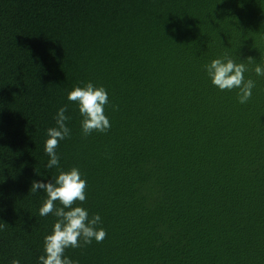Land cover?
I'll list each match as a JSON object with an SVG mask.
<instances>
[{
    "label": "trees",
    "instance_id": "trees-1",
    "mask_svg": "<svg viewBox=\"0 0 264 264\" xmlns=\"http://www.w3.org/2000/svg\"><path fill=\"white\" fill-rule=\"evenodd\" d=\"M224 55L264 64V0H0V264L43 254L56 217L31 184L58 173L44 145L63 105L59 168H79L107 233L67 257L264 264V77L248 64L240 104L204 70ZM88 81L111 127L85 138L67 93Z\"/></svg>",
    "mask_w": 264,
    "mask_h": 264
},
{
    "label": "clouds",
    "instance_id": "clouds-1",
    "mask_svg": "<svg viewBox=\"0 0 264 264\" xmlns=\"http://www.w3.org/2000/svg\"><path fill=\"white\" fill-rule=\"evenodd\" d=\"M248 64H254L257 76L264 77V64H255L252 57L243 61L231 58L228 55L212 59L204 66V70L211 83L221 91L238 89L237 99L240 104H246L252 98L255 81L246 79L245 73L249 71ZM67 99L78 106L82 117L81 131L83 137L93 132L106 133L111 122L105 114V106L109 105V97L102 85L92 82H83L82 86H74L67 93ZM115 108L116 106L113 105ZM67 105L61 106L55 116L54 127L47 129L44 151L49 157L46 168H57V175L48 182L35 180L31 184V193L35 195L41 190L46 193L39 208L40 216L52 214L56 217L52 231L43 239V254L38 257L39 264H78V261L65 255L68 248H84L95 240L102 243L107 233L99 227L101 217L99 214L89 216V212L81 205L87 199V181L77 167L68 170L59 168L60 157L57 148L62 140L70 138L71 129L67 121L71 119L66 115ZM79 202V204H77ZM59 204V206H58ZM11 264H20L13 259Z\"/></svg>",
    "mask_w": 264,
    "mask_h": 264
}]
</instances>
